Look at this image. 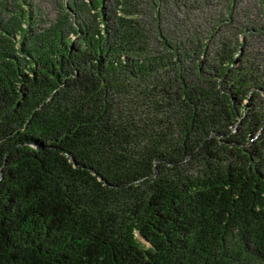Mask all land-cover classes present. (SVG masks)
Wrapping results in <instances>:
<instances>
[{
  "label": "trees",
  "instance_id": "obj_1",
  "mask_svg": "<svg viewBox=\"0 0 264 264\" xmlns=\"http://www.w3.org/2000/svg\"><path fill=\"white\" fill-rule=\"evenodd\" d=\"M172 1L0 14V264H264V25Z\"/></svg>",
  "mask_w": 264,
  "mask_h": 264
},
{
  "label": "rangeland",
  "instance_id": "obj_2",
  "mask_svg": "<svg viewBox=\"0 0 264 264\" xmlns=\"http://www.w3.org/2000/svg\"><path fill=\"white\" fill-rule=\"evenodd\" d=\"M24 1V2H23ZM20 2L22 9H30L32 14L36 16L38 19V23L40 28H47L50 24H53L56 18L59 16L61 12V6H66L68 10H77L79 8V4L81 2L88 3V0H23ZM156 6L160 8H165L166 6L171 10L174 5L172 0H152ZM186 7H181L184 11L192 8L190 13V17L194 18V16H198V18L207 22L210 19L213 21L217 20V18H225L227 14H229V8L231 7V13L233 18L235 19V25L244 24L250 28H258L259 26L264 25V18L262 17L260 11H258V6L260 4V0H198V3L192 2V0H185ZM1 2H5L7 5V10L3 9L4 12H1V16L3 18H7L8 15L12 13L14 8H20V4L15 0H0ZM74 2L78 4L77 8L74 5ZM180 9V8H178ZM9 10V11H8ZM181 10V9H180ZM93 11V10H92ZM80 12V11H79ZM194 15H192V14ZM86 14V13H85ZM88 14V13H87ZM200 19V20H201ZM210 22V21H209ZM207 22V23H209ZM220 31L223 32L222 26L220 27ZM252 33V32H251ZM256 34V33H255ZM257 35V34H256ZM251 36V38L249 37ZM250 38L261 47V51L264 55V34H259L258 36L254 35H246V40ZM246 103V100L244 101ZM233 130L236 131V124L232 126ZM141 243H145V241L137 237Z\"/></svg>",
  "mask_w": 264,
  "mask_h": 264
}]
</instances>
